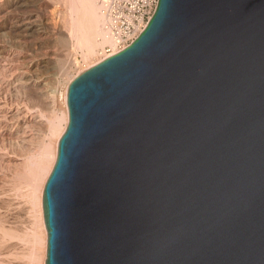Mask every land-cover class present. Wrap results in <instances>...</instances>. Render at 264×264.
I'll list each match as a JSON object with an SVG mask.
<instances>
[{
	"label": "water",
	"instance_id": "95a60500",
	"mask_svg": "<svg viewBox=\"0 0 264 264\" xmlns=\"http://www.w3.org/2000/svg\"><path fill=\"white\" fill-rule=\"evenodd\" d=\"M67 103L46 264H264V0H159Z\"/></svg>",
	"mask_w": 264,
	"mask_h": 264
},
{
	"label": "rangeland",
	"instance_id": "374dc122",
	"mask_svg": "<svg viewBox=\"0 0 264 264\" xmlns=\"http://www.w3.org/2000/svg\"><path fill=\"white\" fill-rule=\"evenodd\" d=\"M5 3L6 0H0V102L12 110L17 109L23 104L27 106V96H24L26 95V91H24V94L21 92V94L19 93L17 95V93L13 92L12 86H10V81L13 79V77L16 74L25 71L29 75H32V79L38 81L37 87L34 88L35 91L33 89L32 91L36 94L43 93V98H41L40 101L36 100L35 103L37 104L38 109L44 112L42 113L45 115L44 119L47 121H53L55 118H61L63 111H67L69 117L66 98L69 86L82 73L102 62L101 53L108 44H105V46L103 45V48H99L97 52H95L94 56H90L89 58L85 56L86 51L81 47H77L78 45L75 44L70 52L71 58L76 64L72 69L67 71L64 68L66 52L59 40V38L65 37L68 33V29L65 24L68 18L67 16H69L66 0H19L18 5L14 7L10 13H5L3 11L2 8ZM25 18H29L28 20L31 19L30 21L35 22L37 25V28L31 30V32H27L29 35L21 30L20 20ZM75 42L76 41L73 40V44ZM7 61L9 63H7ZM12 73L16 74L13 75ZM53 89L54 92H56L54 93L55 95L51 92ZM51 94H53L54 97L52 95L51 98ZM54 98L55 100L53 101ZM48 103L49 105H47ZM14 110L9 114L11 118H14V115H12L15 113ZM61 122L62 123L58 127L59 130H55L54 134L53 132L51 133L49 129H46L47 142L51 143L52 140L57 142L55 145L53 142V147H56V157L53 156V161L51 163L52 167H50L52 169L45 178L46 182L56 163L59 141L64 135L68 126L66 122ZM9 129L10 127H8L7 121H2V123L0 122V174L2 173L1 178L5 179V182L0 186V229H2V227L4 228L3 230H0V239L5 241V247L1 250V253H3V255L4 252L5 255H7V253L14 254L12 255L14 258L10 257V259L12 258L11 261L13 264H31V262L33 264L34 262L32 261L31 250L34 248V232L38 230L37 233H42L45 229L43 227V230L41 228L39 229L41 226H39V224L37 225V223L40 222L39 217L43 212L42 199L45 187L41 188L39 192L42 195V199H40L42 203L39 201V204L38 201L36 202L32 200L31 197L33 195L29 189V186L27 188V184H25L26 180L23 179L24 181H21L15 177L18 171H20L19 168L22 165V158L20 157L27 153V145L22 147L18 146L16 144L18 138L16 137L17 135L11 131V129ZM56 134H60V136L58 135L59 137H57ZM47 138L50 139L48 140ZM46 182L44 183L45 185ZM15 235L17 237H15ZM30 241L33 243V245ZM40 247L42 251L45 250L44 253L47 256L46 244L43 245V247ZM41 250L39 251V254L42 253ZM0 258H3L1 260H4L6 257ZM45 258L44 264H46L47 260V257ZM6 262L7 260L5 263Z\"/></svg>",
	"mask_w": 264,
	"mask_h": 264
},
{
	"label": "bare ground",
	"instance_id": "6f19581e",
	"mask_svg": "<svg viewBox=\"0 0 264 264\" xmlns=\"http://www.w3.org/2000/svg\"><path fill=\"white\" fill-rule=\"evenodd\" d=\"M66 2H67L66 5L68 6V10H69V16H67L68 18H67L66 23H65L67 26V29H68V33L65 37L59 38V40H60V44L62 45L63 49L66 52V54H65L66 58L64 59V61H65V63H64L65 67L64 68L67 71H69L76 64L73 61V59L71 58V52H70V50L73 48V46L75 44L78 45L77 47H79V48L81 47L82 49H84L86 51V53H85L86 55L85 54L84 55L89 58L90 56H94L95 52H97V50L99 48H101L103 45L105 46V44L106 45L109 44V40L106 36L104 19H103V16L101 14V5H100L101 0H66ZM18 3H19V0H6V3L3 5L2 9L5 13L6 12L10 13L11 10L18 5ZM25 19L20 20L21 24L18 22L17 23L21 25V30L27 34V32H29V31L31 32V30H33L34 28H37V25L35 24V22L30 21L31 19L28 20L29 18L26 20ZM56 34H54V35H56ZM27 35H29V34H27ZM30 35H32V34H30ZM73 40H75L77 43L75 42L73 44ZM7 63H9V62L7 61ZM10 64H11V62H10ZM15 74H13V75H15ZM30 74H32V73H30ZM31 76L32 75H29L27 72L24 71V72H20V73L16 74L11 81L9 80L10 86H12L13 92L17 93V95L19 93L21 94V92L24 94L25 93L24 91H26V95H24V96H27V99H26L27 100V102H26L27 106H25V104H23L20 107H18L17 109H15V110L13 109L15 111V113L12 114V115H14V118H11V116H9V114L12 113L13 110L11 108H8L6 105L2 104V102H0V122L2 123V121H7L8 127H10L11 131H13L17 135L16 137H18L17 141H16V144L18 146L22 147L24 145L25 146L27 145V153L25 155L23 154L22 157L19 156L20 158H22L21 159L22 165L19 168L20 171H18V173L15 177L21 181L23 179L26 180L25 184H27V188L29 186V189L31 190L32 195H33L31 197L32 200L39 202L40 199H42V195L39 192H40L41 188L45 187L44 186L45 185L44 183L46 182L45 178L48 176V174L50 173V170L52 169L50 167H52L51 163L53 161V156L56 157V149H55L56 147H53L54 141L50 140L51 143H48L46 140V129H49L51 131V133L53 132V134H54L55 130H57V129L59 130L58 127L62 123L61 121L66 122L68 125V123H69L68 118L69 117H68L67 111L66 112L63 111L61 118H55V119L52 118V119H54L53 121L50 119H48L50 121H47L44 119L45 115L42 114L44 112L40 111L38 109L37 104L35 103L36 100L40 101L41 98H43L42 97L43 93H37L36 94L32 91V89L34 90V88L37 87L38 81H35L34 79H32ZM5 82H7V81H5ZM44 89H45V87H44ZM48 90H50V89H48ZM43 91H41V92H43ZM51 92L53 94L56 93V92H54V89ZM53 94H51L50 97ZM54 95H53V97H54ZM48 96H49V92H48ZM67 97H68V93H67ZM47 99H48V97H47ZM42 100H44V99H42ZM54 100H55V98L53 99V101ZM49 102H50V100H49ZM20 104H18V105H20ZM47 105H49V103ZM67 105H68V103H67ZM41 107H42V105H41ZM53 107H54V105H53ZM68 111H69V109H68ZM58 135L60 136V134H56L57 137H59ZM55 143H57V142H54V145H55ZM52 147L54 150L52 149ZM1 176H2V173L0 174V186H1V184H3L5 182V179L4 178L2 179ZM43 195H44V193H43ZM40 202H39V204H40ZM39 219H40V222H38L37 225L39 224V226H41V227H39V229L40 228L42 229V227L45 228L44 229L45 231L42 229L43 230L42 233H40V232L37 233L38 230L36 231V229L34 228L36 231V232H34V239H33L34 245L30 241L32 243V245L34 246L33 250H31L32 251V261L35 264H44L45 259H46L45 257H47V256L44 253L45 250L43 249L44 251H42L41 247H40V246L43 247V245H45V244L47 246V244H48V240H47L48 234H47V229H46V225H45L44 211L41 213V216L39 217ZM3 229L4 228L2 227V229H0V230H3ZM39 231H41V230H39ZM6 232H8V231H6ZM4 234H5V232H4ZM8 235H9V233H8ZM15 237H17V236L15 235ZM11 238H13V237H11ZM8 246H10V245H8ZM4 247H5V241L0 239V257H4V258L6 257L4 260L5 261L7 260V262L5 263L4 260H1L3 258H0V264H13L11 259L14 258V257H12V255H14V254H9L6 252L7 255H5V252H4V255H3V253H1V250ZM13 249H15V248H13ZM40 250L42 251V253H40L41 255L39 254ZM7 251H9V250H7ZM10 257H12V258L10 259ZM15 258H16V256H15ZM31 264H32V262H31Z\"/></svg>",
	"mask_w": 264,
	"mask_h": 264
},
{
	"label": "built area",
	"instance_id": "2783aa9c",
	"mask_svg": "<svg viewBox=\"0 0 264 264\" xmlns=\"http://www.w3.org/2000/svg\"><path fill=\"white\" fill-rule=\"evenodd\" d=\"M159 0H101L109 44L104 48L102 61L128 48L144 31L153 17Z\"/></svg>",
	"mask_w": 264,
	"mask_h": 264
}]
</instances>
